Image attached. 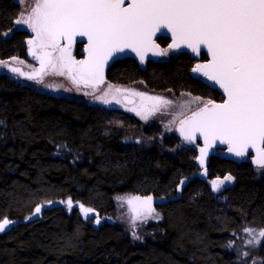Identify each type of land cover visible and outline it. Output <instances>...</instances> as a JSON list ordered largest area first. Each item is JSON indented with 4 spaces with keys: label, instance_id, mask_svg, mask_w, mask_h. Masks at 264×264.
Masks as SVG:
<instances>
[{
    "label": "trees",
    "instance_id": "16d2710c",
    "mask_svg": "<svg viewBox=\"0 0 264 264\" xmlns=\"http://www.w3.org/2000/svg\"><path fill=\"white\" fill-rule=\"evenodd\" d=\"M19 12L16 1L0 0V61L26 55L30 34L26 26L15 28ZM206 58L202 52L200 60ZM194 62L186 52L144 67L125 57L112 62L105 81L142 80L151 92L222 101L217 89L190 75ZM159 132L132 114L44 92L0 72V221L13 222L0 231V264H264V173L250 159L236 163L214 154L202 177L197 147L172 149L181 142L176 132L150 143ZM224 175L233 184L215 194L208 180ZM122 195L166 197L152 204L158 219L140 240L112 220L92 222L61 204L26 219L54 200L80 201L99 217L111 216ZM254 237L258 244L249 243Z\"/></svg>",
    "mask_w": 264,
    "mask_h": 264
},
{
    "label": "snow or ice",
    "instance_id": "6c2138e0",
    "mask_svg": "<svg viewBox=\"0 0 264 264\" xmlns=\"http://www.w3.org/2000/svg\"><path fill=\"white\" fill-rule=\"evenodd\" d=\"M124 4L125 0H35L34 6L21 12L16 23L27 25L36 34L28 43L42 70L51 67L56 74H67L74 83L86 85L102 79L103 64L113 52L131 48L143 61L144 51L158 49L152 37L162 28L172 34L169 48H179L183 43L199 54L200 46H205L211 59L197 64L193 72H200L219 85L227 99L220 104L205 102L181 121V134L188 141L197 132L204 137L201 164L210 142L219 140L238 157L245 156L249 148L255 149V163L264 168V0H129L127 7ZM76 36L87 37V60L77 61L71 55ZM61 40L67 43L62 46ZM166 53L167 50L160 52ZM0 64L7 66L6 61ZM10 70L19 72L18 68ZM148 99L157 105L170 103L160 97ZM155 110L154 106L137 115L147 119ZM230 180L232 177L227 176L212 181L213 190ZM151 199L145 200L149 212ZM128 202L131 204L132 200ZM67 203L72 206L71 200ZM80 207L85 214L92 211ZM39 211L37 207L36 212ZM10 223L6 218L0 221V231ZM259 236L264 237V230ZM253 242L260 241L254 237L249 243Z\"/></svg>",
    "mask_w": 264,
    "mask_h": 264
},
{
    "label": "rangeland",
    "instance_id": "374dc122",
    "mask_svg": "<svg viewBox=\"0 0 264 264\" xmlns=\"http://www.w3.org/2000/svg\"><path fill=\"white\" fill-rule=\"evenodd\" d=\"M14 1H16L20 6V12L17 19L20 18V14L22 11H24L26 8L34 6L35 3V0H24L23 3H21L20 0ZM24 27L27 28V25L15 23V28ZM10 33L11 30L6 31L3 33V36L6 37ZM29 40H31L30 36L26 38L27 42ZM36 51L37 54H40L39 49H37ZM169 54H171V51L167 50L166 54H161L160 59H166ZM71 55L75 60L79 58L76 54L73 53V50H71ZM1 61H6L7 66H5L4 64H0V72L6 73L10 78H13L21 84H29L31 86H34L38 90L54 95H65L75 98H82L89 104L98 105L105 109H117L125 113L132 114L141 120L142 126H159V134L150 137L148 140L150 143L157 141L161 144L163 138L169 136L173 132H176V123L181 117L185 116L186 114L203 105L205 102L209 101V99L207 98L193 95L186 91H182L178 94L173 93L171 90L151 92L144 88L142 80L136 81L131 84H114L104 81L95 87H85L79 83H74L67 74H56V72L51 67L44 68L40 72V74L35 76L33 79H28V76L22 75L20 72H12L10 70L11 68L20 67L26 73H33L39 69V67L41 66L40 60L31 55L30 51L28 50L25 57L21 58L18 56H11ZM138 93H142L143 95H138ZM125 94L134 97V102H123L122 96ZM148 97H160L164 100L169 101L170 103L166 105H157L156 101L148 99ZM196 97H199L200 100H195L194 98ZM154 106L157 110L152 111L151 114L148 115L147 119L142 118V115H137V112H141L142 114L147 113ZM141 141L142 139H135L136 143H139ZM148 141L146 142L143 140L142 142H146V144H148ZM182 144L185 143L180 142V144L175 145L172 149H176ZM190 145L197 147L196 143H190ZM217 154H220V152L217 151ZM253 167L258 174L264 173V168H260L257 165H254ZM227 176L230 175H224L222 177L215 176L212 179H209L208 183L213 189L212 181H215L217 179L223 180ZM233 181V178L230 181H225L224 184L220 186L219 190H213L214 193L217 194L225 187L232 186ZM183 182L184 180L180 182L178 189H180ZM217 197H219L218 199L221 198L220 195H218ZM133 198L136 197H127L125 195L117 196L113 214L107 217H99L94 209H92L90 206L82 204L80 201H72L71 207L68 206V200L62 201L61 205L67 210L75 208L83 219H90L92 222L98 223L99 219L101 218L112 220L118 223L123 228V230L128 233L129 236L133 237V239L140 240L141 234L142 232L144 233L146 225L158 219V212L152 207V205H150L152 211L149 212L148 204H146L141 199L136 200ZM129 200H132L131 204H129ZM81 205L84 209H92V211L85 214V212L80 207ZM34 213L35 211L27 216L26 219L34 216Z\"/></svg>",
    "mask_w": 264,
    "mask_h": 264
},
{
    "label": "water",
    "instance_id": "95a60500",
    "mask_svg": "<svg viewBox=\"0 0 264 264\" xmlns=\"http://www.w3.org/2000/svg\"><path fill=\"white\" fill-rule=\"evenodd\" d=\"M128 3H129V0H125V4L123 6L127 7ZM29 33L31 34V40H34L36 34L30 28H29ZM159 37L160 38L161 37L162 38H167L168 39L167 43L165 45H160L156 41V38H159ZM152 39H153L154 43L156 45H158L159 47H158V49H149V50L144 51V53H143L144 60L143 61H141L140 55H138L137 52L133 51L131 48H124L123 51L113 52L112 55L103 64L102 79L97 78V79L91 81L90 83H88L87 85L85 83H83V82H80V84L85 85V86H96V85L102 83L105 80V75H106L108 67L112 64V62H114L117 59H122V58H125V57H129V58L134 59L136 61V63L140 67H144L148 63V61H157L160 58V56H161L160 52L162 51V49L165 48V49L171 51L172 54H177V53H180V52H186V53H188L190 55L191 58L197 60L196 62H194V64L190 68L189 73H190V75L192 77L200 79L208 87H210L211 89H217L222 94V96H223V100L222 101H213V102H215L217 104H220V103H223L224 100L227 99L226 95L223 92V89H221L219 87V85L215 84L213 81H210L202 73L193 72V68L197 64H206L211 59V56L207 52V49H206L205 46H203V45L200 46L201 51H200L199 54L193 53L191 51V49L187 48L186 45H184L183 43L180 45L179 48H169V45L173 43V38H172L171 32L168 31L166 28H162L159 31L155 32L153 37H152ZM77 42H81L82 43V46H81V49H80V54L82 55V57L77 59V61L87 60L88 59V53L86 51V49L88 47L87 37L76 36L74 38V42L72 44V47ZM60 43L63 46L67 42L64 41V40H61ZM202 52L206 55L207 58L205 60H201L200 61L199 58H200V55H201ZM37 55H39V54H37ZM17 68L19 69V72L22 75H25V76H30L31 75L33 77L37 76L42 71L41 66L39 67V69L36 72H33V73H26L20 67H17ZM122 100L125 103H133L135 99H134V97L125 94V95L122 96ZM200 107H203V105L200 106ZM200 107L196 108L195 110H193L190 113L186 114L185 116L181 117L178 120V122L176 123V131H177V134H178V136H179V138L181 139L182 142H184V143L199 142V145L197 147V156L195 158V161H196L197 165L202 169V171H201V173L199 175L202 176V177H205L207 175V169H206L207 161L210 158V156L214 155L216 153V151L219 150V149H221L220 156L222 158L230 159V160H232V161H234L236 163H241L243 161L248 160V156L251 155V161L254 164H256L255 160H256V157H257V153H256L255 149L249 148V150H248V152H247V154L245 156L238 157L233 152H230L228 150L229 149V145L228 144L220 143L219 140L210 142L211 146L206 149V153H205V155L203 157L204 163L203 164L200 163V157H201L200 149L205 147L204 137L199 132H197V133H195L194 139L192 141H188V140H185L184 136L181 134V121L182 120H186L188 117H190L192 115V113L194 111H197ZM184 127L187 130L188 126L185 125ZM258 147H259V145H258ZM148 197H151V196H148ZM151 198H152L151 202H150L151 205L154 204V203H162V202H164L166 200L165 197H160V198L151 197ZM145 200H146V198H145ZM61 203L62 202L60 200H54L52 202H47V203H45L43 205H40V206H38L40 208V211L36 212V209H37V207H36L34 215L39 214L41 212V210H43L45 208H50L52 206H58ZM10 222L11 223L9 225H7L6 228H8L13 223L12 221H10Z\"/></svg>",
    "mask_w": 264,
    "mask_h": 264
},
{
    "label": "bare ground",
    "instance_id": "6f19581e",
    "mask_svg": "<svg viewBox=\"0 0 264 264\" xmlns=\"http://www.w3.org/2000/svg\"><path fill=\"white\" fill-rule=\"evenodd\" d=\"M224 196V195H223ZM166 198V197H165ZM219 198V197H218ZM226 198V197H225ZM221 200V199H220ZM223 201V200H222Z\"/></svg>",
    "mask_w": 264,
    "mask_h": 264
}]
</instances>
